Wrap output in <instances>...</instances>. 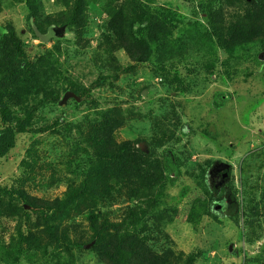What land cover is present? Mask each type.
<instances>
[{
  "label": "trees",
  "instance_id": "1",
  "mask_svg": "<svg viewBox=\"0 0 264 264\" xmlns=\"http://www.w3.org/2000/svg\"><path fill=\"white\" fill-rule=\"evenodd\" d=\"M15 1L26 5L32 31L42 47L57 40L66 28L76 33L77 45L84 49L91 47V38L96 39L95 58L103 61L105 57L104 64L116 71L120 70L117 57L120 51L129 57L131 69L149 64L155 48L172 55L167 20L146 10L153 0H133L135 4L129 0H55L58 8L52 13L44 6L47 0ZM182 1L198 2V14L203 15L209 25L204 26L203 31L200 25L196 34L189 32L187 36V43L202 51L201 60L198 62L194 58L191 63L194 69L203 65L205 73L199 69L198 78L188 86L194 90V95L203 93L194 89L200 88L198 79L201 75L204 78L218 75L222 84L234 85L239 80L238 69L245 57L255 54L257 60H262L264 0ZM94 9L105 16L102 26L91 17ZM134 22L138 24L137 29ZM90 25L96 28H90ZM98 29L99 36H93ZM0 31L3 34L0 39L2 160L16 148L19 135H37L52 130V126L34 129L33 119L40 107L51 102L58 105L60 97L46 89L51 82L50 73H57L55 64L41 53L29 56L12 25ZM56 50L54 47L49 56ZM253 76H248L251 78L246 84L252 82ZM106 80L107 77L101 76L92 87H104ZM169 84L174 88L173 82ZM69 88L79 93L72 85ZM218 91L219 102L226 97L228 103L232 102L230 90ZM41 95L44 98L36 105H29L28 97L40 98ZM18 109L23 116L18 114ZM172 122L169 116L163 124L140 133L136 140L121 142L118 133L124 129L126 121L115 106L103 119L82 132L81 140L88 142L90 151L83 148L88 157L85 165L77 166L73 178L60 175L59 169L52 164L45 163L46 168L38 165L37 151L31 149L32 162L23 163V168L29 170L22 168L24 172L17 179L18 186L12 189L0 187V264H19L24 263L23 260L29 264H57L55 261L60 257L66 264H75V260L81 258H76L75 251L77 254L88 252L99 264H201V251L195 254L176 248L178 243L172 226L179 221L177 207L147 215L148 210L143 212L141 206L127 205L141 204L147 199L156 202L164 195L167 172L185 168V173H179V177L186 174L199 180L206 193L209 214L225 218L233 212L232 164L221 158L192 163V153L186 146L182 150L174 146L169 148L171 142L179 139L178 128L182 120L177 118V124ZM181 132L186 133V127H181ZM246 157L240 164L242 175L238 182L246 198H250L254 189L252 183L260 172L250 160L260 158L261 151L252 150ZM42 168L50 170L51 175L44 173ZM61 186L66 187L61 196L39 197L33 192L38 190L47 194L48 190ZM249 205L247 240L250 243L264 241V201L249 200ZM141 214L148 218L145 222V217L142 227L138 228ZM127 223L136 230L127 232Z\"/></svg>",
  "mask_w": 264,
  "mask_h": 264
},
{
  "label": "rangeland",
  "instance_id": "2",
  "mask_svg": "<svg viewBox=\"0 0 264 264\" xmlns=\"http://www.w3.org/2000/svg\"><path fill=\"white\" fill-rule=\"evenodd\" d=\"M54 1H44L48 13L57 10ZM129 2L135 4L133 0ZM147 6L149 8L146 10L152 15L167 20L172 55L164 49L155 48L149 64L131 69L129 57L124 51H120L117 53L120 70L116 71L104 64L105 57L103 61L95 58L96 39L91 38V47L84 49L77 45L78 37L70 29H63L57 40L42 47L41 41L32 31L26 5L15 0H0V29L12 25L29 56L41 53L55 64L57 73H50L51 82L45 86L51 94L60 97L58 105L51 102L40 107L33 119L34 129L52 126V130L37 135H19L16 148L9 156L0 160V187L12 189L18 186L17 179L24 172L23 163L32 162L31 149L37 151L40 158L38 165L46 168L47 164H52L59 169L60 175L73 178L77 166L85 165L88 157L82 151L83 148L90 151L88 142L81 140L82 132L103 119L115 106L121 110L126 121L124 129L118 133V140L121 142L136 140L140 133L149 132L159 123L163 124L169 116L173 124H177V118H180L182 124L178 128L179 139L171 142L169 148L174 146L177 150H182L186 146L192 153V163L221 158L232 164L234 184H231L235 204L231 206L233 212L230 217L227 215L225 218H217L209 214L206 193L199 180L186 174L179 177V173H185V168L167 172L164 195L159 196L156 202L147 199L141 204L127 205L141 206L143 212L148 210L147 215L177 207L179 221L172 226V233L178 243L176 248L195 254L201 251V264H264V241L250 243L246 233L249 230L251 209L249 200L264 201V55L262 60H257L255 54L245 57L238 69L239 80L234 85L222 84L218 75L210 78L201 75L198 79L200 88L194 89L202 90L203 93L194 95V90H190L188 86L198 78L197 72L203 65L194 69L191 61L195 58L199 62L202 51L197 46L188 44L187 36L189 32L196 34L200 25L203 26L202 31L204 26H209L204 16L198 14L199 3L153 0ZM91 17L102 26L105 16L97 9L93 10ZM137 26L134 22L135 29ZM90 28L95 29L96 26L90 25ZM93 36H99V29ZM2 37L0 31V39ZM54 47L58 50L49 56ZM202 74H205L203 69ZM250 74H254L252 82L246 84L251 78H248ZM101 76L107 77L105 86L93 88L92 85ZM170 82L174 83V88L170 86ZM70 85L74 90L78 89L79 93L70 89ZM218 89L230 90L232 102L228 103V97L219 102L221 98L218 96ZM43 98L44 95L40 98L30 96L28 103L36 105ZM17 112L23 116L19 109ZM181 127H186V133L181 132ZM258 148L261 157L250 160V163L260 172L252 183L254 189L251 197L246 198V193L244 194L238 182L242 175L240 164L248 153L258 151ZM164 149L165 147L158 152ZM42 170L51 175L50 170ZM38 171L37 168L36 172ZM65 190L66 187L61 186L48 190L47 194L38 190L33 192L39 197H56L61 196ZM120 212L118 211L119 214ZM145 217L140 215L138 228L142 227ZM147 218L148 216L145 222ZM125 229L127 232H134L136 227L127 223ZM75 255L76 258L81 256L75 260V264H99L93 261L88 252L77 254L75 251ZM23 261L24 263L19 264H29L25 263L27 260ZM55 262L66 264L61 257Z\"/></svg>",
  "mask_w": 264,
  "mask_h": 264
},
{
  "label": "water",
  "instance_id": "3",
  "mask_svg": "<svg viewBox=\"0 0 264 264\" xmlns=\"http://www.w3.org/2000/svg\"><path fill=\"white\" fill-rule=\"evenodd\" d=\"M88 248V247H87Z\"/></svg>",
  "mask_w": 264,
  "mask_h": 264
}]
</instances>
